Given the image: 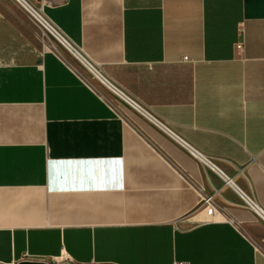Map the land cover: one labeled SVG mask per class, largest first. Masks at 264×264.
Returning a JSON list of instances; mask_svg holds the SVG:
<instances>
[{
  "label": "crops",
  "instance_id": "crops-1",
  "mask_svg": "<svg viewBox=\"0 0 264 264\" xmlns=\"http://www.w3.org/2000/svg\"><path fill=\"white\" fill-rule=\"evenodd\" d=\"M33 1L81 55L0 0V264H264V0Z\"/></svg>",
  "mask_w": 264,
  "mask_h": 264
},
{
  "label": "built area",
  "instance_id": "built-area-1",
  "mask_svg": "<svg viewBox=\"0 0 264 264\" xmlns=\"http://www.w3.org/2000/svg\"><path fill=\"white\" fill-rule=\"evenodd\" d=\"M32 3H33V0H30ZM20 4V3H19ZM34 4V3H33ZM21 5V4H20ZM35 5V4H34ZM36 7H38V9H40V11H37V10H34V13L36 14V17L34 15L33 18L39 22L41 24V26L47 31L49 32V34L52 36V37H55L51 34V32L54 34H56L57 36H60L63 40H64V43L63 44H66V46H69V48L71 50H73L74 52H77L78 55H81V53L77 50V48L72 44L71 41L68 40V38L66 36H64L62 34V32L58 29V27L55 25V23H53L52 21H50L48 19V17L43 13L42 9L36 5ZM33 9V8H32ZM27 10V9H26ZM28 11V10H27ZM56 38V37H55ZM57 39V38H56ZM58 40V39H57ZM65 46V47H66ZM238 48L242 49V43H239L237 45ZM128 101L129 103L132 105V106H137L138 107V103L136 101H134L133 99L131 98H128ZM196 156H198L196 153H195ZM242 199L245 203V205L249 206L251 209H253L257 214L258 216L261 218L260 214H263L264 215V210L263 208L258 205L249 195L247 196L246 194L242 193ZM207 201L209 202L210 201V198L207 199ZM262 219V218H261ZM263 220V219H262ZM264 221V220H263Z\"/></svg>",
  "mask_w": 264,
  "mask_h": 264
},
{
  "label": "bare ground",
  "instance_id": "bare-ground-1",
  "mask_svg": "<svg viewBox=\"0 0 264 264\" xmlns=\"http://www.w3.org/2000/svg\"><path fill=\"white\" fill-rule=\"evenodd\" d=\"M22 6H24L27 10H28V12L30 13V14H32V15H34L35 17H36V14L34 13V10H37V11H40V9H38V7H36V5H32L31 4V2L29 1V0H17ZM36 8H35V7ZM33 8V9H32ZM51 34L53 35V36H55L62 44L64 43V40L60 37V36H57L55 33L53 34L52 32H51ZM64 46H66V44H63ZM66 48L69 50V51H71V52H73L79 59H80V57H79V55L77 54V52H74L73 50H71L70 48H69V46H66ZM77 48V47H76ZM78 50V49H77ZM89 66V65H88ZM93 67H91V69H92ZM90 69V68H89ZM93 71H94V69H92ZM97 72V71H96ZM101 76V75H100ZM101 78V77H100ZM105 82H106V80H105ZM107 84V83H106ZM109 85V84H108ZM112 85V84H111ZM111 87V86H110ZM260 216H261V218L264 220V215L263 214H260Z\"/></svg>",
  "mask_w": 264,
  "mask_h": 264
},
{
  "label": "rangeland",
  "instance_id": "rangeland-1",
  "mask_svg": "<svg viewBox=\"0 0 264 264\" xmlns=\"http://www.w3.org/2000/svg\"><path fill=\"white\" fill-rule=\"evenodd\" d=\"M13 1H15L16 3H18L19 6H21V7L24 8V10L27 12L28 16L30 17L31 21L35 22V23L39 26V28L44 32L45 36H46L48 39H52L53 41L55 40V41H57L58 43H60L59 40H57L55 37H52V36L49 34V32H47V31L41 26V24H40L39 22H37V21L33 18V16H32V15L26 10V8H25L24 6L20 5L19 2H18L17 0H13ZM29 1H30V0H29ZM30 2H31V1H30ZM31 3H32V2H31ZM33 3L35 4L34 1H33ZM33 3H32V4H33ZM35 5H36V4H35ZM60 44H61V43H60ZM261 221H263V220H261ZM263 222H264V221H263ZM259 242L262 243L263 241H260V240H259ZM263 248H264V246H263Z\"/></svg>",
  "mask_w": 264,
  "mask_h": 264
}]
</instances>
